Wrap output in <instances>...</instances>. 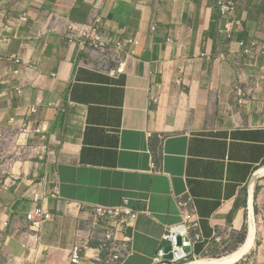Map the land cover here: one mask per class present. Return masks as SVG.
<instances>
[{
    "label": "crops",
    "instance_id": "1",
    "mask_svg": "<svg viewBox=\"0 0 264 264\" xmlns=\"http://www.w3.org/2000/svg\"><path fill=\"white\" fill-rule=\"evenodd\" d=\"M234 1L239 27L227 39L216 0H0V126L39 104L33 118L48 137L0 172V264L25 254L34 192L53 214L36 264H73L90 231L78 205L123 197L140 211L120 235L131 250L121 264H153L165 226L180 221L174 195L185 193L203 237L189 253L209 252L215 235L224 247L246 236L252 214L253 245L234 264H264V174L251 185L264 168V0ZM93 6L101 36L138 45L109 50L105 63L79 50ZM239 40L257 42L256 61ZM119 62L123 72L110 74ZM83 253L77 264H102L94 242Z\"/></svg>",
    "mask_w": 264,
    "mask_h": 264
},
{
    "label": "built area",
    "instance_id": "2",
    "mask_svg": "<svg viewBox=\"0 0 264 264\" xmlns=\"http://www.w3.org/2000/svg\"><path fill=\"white\" fill-rule=\"evenodd\" d=\"M215 8L220 18L224 20L219 32L227 39H231L235 33V28L239 27V22L235 17V1L216 0ZM93 9L89 19L77 31L75 40L78 43L79 50L98 53L103 57L100 59L101 63H105L104 59L108 58L107 53L109 50L120 48L124 43L134 46L138 45V41L133 38L110 40L101 36L99 32L100 16L95 11L96 6H93ZM238 44L242 54L253 61H256L257 57L262 53L254 40L249 43L239 40ZM107 70L110 74H119L124 69L122 63L119 62L113 68L107 67ZM235 94L240 100L243 88L239 84L235 86ZM150 101L158 103V99L152 95H150ZM38 107L39 104L29 105L25 108L24 117L16 118L15 116H10L7 119V126H0V169L3 167L7 168L9 160H12V158L25 156L32 145H39L48 140L43 126L33 118ZM2 160H4V163L1 162ZM48 196L59 199L57 186H53ZM45 199L46 197L41 193L34 192L32 201L35 206L26 213L25 219L28 227L22 232L25 254L21 259L13 258V264H36L35 258L40 253L42 227L53 217V214L46 210L43 205ZM174 199L180 221L165 226L161 239L166 245L170 246V250L165 252V246L159 248L153 257V264H174L188 261L191 258L195 259L197 256L189 253L187 248H192L196 243L203 240L199 216L193 204L192 196L185 193L180 196L174 195ZM78 208L88 213L90 231L85 240L78 241L72 246L69 253V261L73 264L79 263L83 258L84 249L91 242H94V247L99 252V261L102 264H121L131 250L128 243L129 240L120 235L124 232L126 222L135 220L140 210L132 208L127 197H123L121 202L114 206L93 204L88 207L78 205ZM219 242V235H215L209 247L215 244V249L221 251L225 247L219 245ZM167 253L171 254L170 259L165 258ZM204 253L207 254L208 251L205 250Z\"/></svg>",
    "mask_w": 264,
    "mask_h": 264
},
{
    "label": "bare ground",
    "instance_id": "3",
    "mask_svg": "<svg viewBox=\"0 0 264 264\" xmlns=\"http://www.w3.org/2000/svg\"><path fill=\"white\" fill-rule=\"evenodd\" d=\"M261 174H264V168H261L260 170L255 172V174L251 179V185L255 181L256 177ZM254 239H255V228H254V220L251 214L245 239L236 250L220 258H209V257L195 258L183 264H234L239 258H241L243 254H245L250 249V247L253 245Z\"/></svg>",
    "mask_w": 264,
    "mask_h": 264
},
{
    "label": "rangeland",
    "instance_id": "4",
    "mask_svg": "<svg viewBox=\"0 0 264 264\" xmlns=\"http://www.w3.org/2000/svg\"><path fill=\"white\" fill-rule=\"evenodd\" d=\"M11 156V155H10ZM9 156V157H10ZM5 160V159H4ZM4 160H2L1 162H3L4 163ZM4 168H6V167H3V168H1L0 169V171L1 170H3ZM219 237H220V244L219 245H223V236H221V235H219ZM243 237V238H242ZM244 237H245V232H244V234L242 233L241 234V236L239 237V238H236V240L234 241V243H231V244H229L227 247H225L223 250H221V251H219V250H217V249H215L216 247H213L211 250H209V252L207 253V254H205V253H203V254H200V256H197L196 258H199V257H201V258H205V257H209V258H220V257H222V255L223 256H226V255H228V254H230L232 251H234V250H236L238 247H239V245L240 244H242V242L244 241L243 239H244ZM257 240V239H256ZM258 241V240H257ZM191 260H193L192 258L190 259V260H188V261H191ZM185 262H187V261H184V262H179L178 264H183V263H185ZM174 264H177V263H174Z\"/></svg>",
    "mask_w": 264,
    "mask_h": 264
},
{
    "label": "water",
    "instance_id": "5",
    "mask_svg": "<svg viewBox=\"0 0 264 264\" xmlns=\"http://www.w3.org/2000/svg\"><path fill=\"white\" fill-rule=\"evenodd\" d=\"M164 250H165V252H168V251L170 250V246H169V245H166V246L164 247ZM165 258H166V259H170V258H171V254H170V253H167V254L165 255Z\"/></svg>",
    "mask_w": 264,
    "mask_h": 264
},
{
    "label": "trees",
    "instance_id": "6",
    "mask_svg": "<svg viewBox=\"0 0 264 264\" xmlns=\"http://www.w3.org/2000/svg\"><path fill=\"white\" fill-rule=\"evenodd\" d=\"M245 239V238H244ZM182 263V262H181ZM178 264V263H177Z\"/></svg>",
    "mask_w": 264,
    "mask_h": 264
}]
</instances>
